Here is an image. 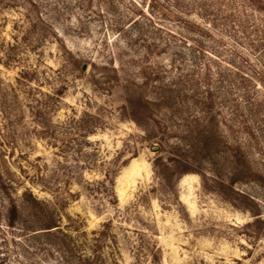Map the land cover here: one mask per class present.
<instances>
[{
	"label": "rangeland",
	"instance_id": "1",
	"mask_svg": "<svg viewBox=\"0 0 264 264\" xmlns=\"http://www.w3.org/2000/svg\"><path fill=\"white\" fill-rule=\"evenodd\" d=\"M0 264H264V0H0Z\"/></svg>",
	"mask_w": 264,
	"mask_h": 264
},
{
	"label": "trees",
	"instance_id": "2",
	"mask_svg": "<svg viewBox=\"0 0 264 264\" xmlns=\"http://www.w3.org/2000/svg\"><path fill=\"white\" fill-rule=\"evenodd\" d=\"M35 201L38 202L36 199H35ZM10 216H11L10 225H13L16 222V218L18 216V209H17L16 205L13 206ZM48 228H52V226H50Z\"/></svg>",
	"mask_w": 264,
	"mask_h": 264
}]
</instances>
